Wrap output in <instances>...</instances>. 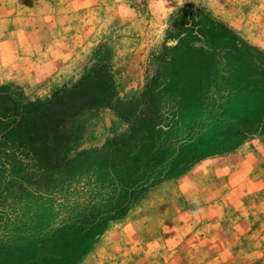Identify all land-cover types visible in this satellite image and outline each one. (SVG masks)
<instances>
[{"label": "rangeland", "instance_id": "rangeland-1", "mask_svg": "<svg viewBox=\"0 0 264 264\" xmlns=\"http://www.w3.org/2000/svg\"><path fill=\"white\" fill-rule=\"evenodd\" d=\"M206 14L264 55V0H0V85L19 98H47L100 63L112 74L108 104L66 121L64 199L98 190L147 137L159 149L143 174L156 184L76 264H264V134H238L258 107L236 74L212 83L198 70L195 59L231 46L197 22ZM107 141L124 142L97 153ZM11 189L0 183V264L74 262L63 198Z\"/></svg>", "mask_w": 264, "mask_h": 264}, {"label": "trees", "instance_id": "trees-1", "mask_svg": "<svg viewBox=\"0 0 264 264\" xmlns=\"http://www.w3.org/2000/svg\"><path fill=\"white\" fill-rule=\"evenodd\" d=\"M197 22L206 24L211 33L219 31L220 34L215 35L221 42L231 40L229 48L226 45L218 50L214 47L213 51L195 59L200 65L198 70L205 69V78L212 83H221L220 79L226 80L229 75L236 74L234 80L239 82L241 90L247 89L248 94L254 95L258 107L251 119L255 128L246 129L247 132L241 129L238 134L243 137L264 134V55L246 45L234 43L231 31L207 14L199 17ZM111 75L108 65L100 63L70 87L62 86L49 97L33 101L19 98L16 87L0 85V183L13 187V197L21 199L63 198L68 217L66 226L72 235L77 234L75 261L68 264H76L95 243L100 230H104L110 221L108 218L114 221L123 218L139 197L156 184L154 179L149 181L143 176L160 162L157 145L147 137L135 147L137 154L123 158L118 163L121 169L110 173L98 190L81 186L74 197L64 199L66 187L57 176L61 171L69 172L74 160L66 157L70 141L66 121L83 107L108 104L104 101L108 98L107 90L112 87ZM123 142L107 141L96 152L104 153L113 147L116 151L121 150ZM85 153L81 151L76 155L81 157ZM6 174L10 176L5 177ZM5 189L10 190L9 187ZM110 194L111 198L107 199ZM94 198L103 200V209H97L99 203ZM75 206L80 207L75 210ZM85 208L87 210L82 212ZM102 210L107 214L101 215Z\"/></svg>", "mask_w": 264, "mask_h": 264}, {"label": "crops", "instance_id": "crops-1", "mask_svg": "<svg viewBox=\"0 0 264 264\" xmlns=\"http://www.w3.org/2000/svg\"><path fill=\"white\" fill-rule=\"evenodd\" d=\"M163 237H164V236H163ZM172 249H174V248H172ZM174 251H175V250H173L171 253H173ZM186 262H187V263H190V259H187Z\"/></svg>", "mask_w": 264, "mask_h": 264}]
</instances>
